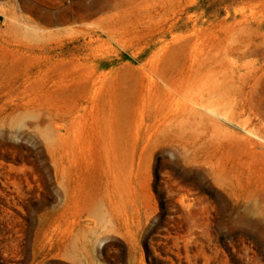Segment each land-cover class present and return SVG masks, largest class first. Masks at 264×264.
Instances as JSON below:
<instances>
[{"label": "rangeland", "instance_id": "374dc122", "mask_svg": "<svg viewBox=\"0 0 264 264\" xmlns=\"http://www.w3.org/2000/svg\"><path fill=\"white\" fill-rule=\"evenodd\" d=\"M0 264H264V0H0Z\"/></svg>", "mask_w": 264, "mask_h": 264}]
</instances>
